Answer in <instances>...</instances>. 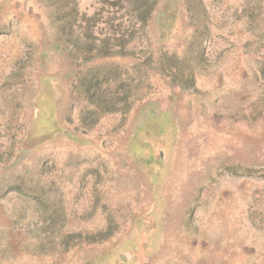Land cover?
<instances>
[{
    "label": "rangeland",
    "instance_id": "1",
    "mask_svg": "<svg viewBox=\"0 0 264 264\" xmlns=\"http://www.w3.org/2000/svg\"><path fill=\"white\" fill-rule=\"evenodd\" d=\"M0 264H264V0H0Z\"/></svg>",
    "mask_w": 264,
    "mask_h": 264
}]
</instances>
